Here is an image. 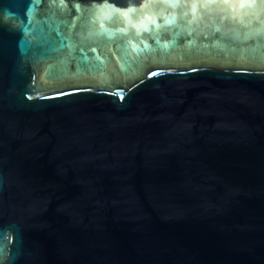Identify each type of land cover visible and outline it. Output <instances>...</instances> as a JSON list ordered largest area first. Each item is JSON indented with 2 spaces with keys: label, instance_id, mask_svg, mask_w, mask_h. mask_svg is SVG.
I'll return each instance as SVG.
<instances>
[{
  "label": "water",
  "instance_id": "95a60500",
  "mask_svg": "<svg viewBox=\"0 0 264 264\" xmlns=\"http://www.w3.org/2000/svg\"><path fill=\"white\" fill-rule=\"evenodd\" d=\"M0 264H264V0H0Z\"/></svg>",
  "mask_w": 264,
  "mask_h": 264
}]
</instances>
